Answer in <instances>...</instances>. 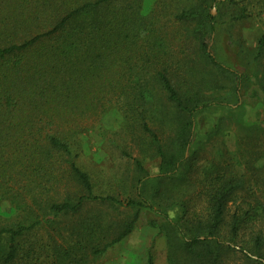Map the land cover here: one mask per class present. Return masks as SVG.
<instances>
[{"label":"trees","instance_id":"obj_1","mask_svg":"<svg viewBox=\"0 0 264 264\" xmlns=\"http://www.w3.org/2000/svg\"><path fill=\"white\" fill-rule=\"evenodd\" d=\"M189 1L175 19L191 27L190 46L167 48L136 2L0 0V199L16 217L0 226V264H94L133 232L142 210L151 228L166 233L169 264H226L225 257L238 252L246 264H259L252 255L259 238L250 250L236 246L262 206L238 207L230 234H222L230 205L247 190L240 162L226 160V152L209 160L200 178L189 181L187 174L199 169L200 152H190L202 119L216 117L203 134L208 141L226 110L264 104V73L255 75L247 100L249 76L219 61L212 48L218 23L210 9L223 1ZM263 52L264 39L257 55ZM179 65L191 79L184 86L170 72ZM114 110L151 141L161 167L151 176L136 160L144 176L137 197L126 202L135 215L120 224L111 219L109 234H94L107 222L98 207L123 202L95 193L72 142ZM167 120L176 126L165 139L152 123ZM194 198H204L205 210H195ZM68 216L71 234L43 241L29 234Z\"/></svg>","mask_w":264,"mask_h":264},{"label":"rangeland","instance_id":"obj_2","mask_svg":"<svg viewBox=\"0 0 264 264\" xmlns=\"http://www.w3.org/2000/svg\"><path fill=\"white\" fill-rule=\"evenodd\" d=\"M222 1V4L210 9L218 23L212 48L219 61L249 76L251 83L245 91L249 100L250 90L257 86L255 75L264 73V52L260 56L257 55L259 41L264 39V0ZM120 2H136L142 6L143 15L162 36L159 39L160 44L167 48L178 45L184 48L190 46L191 27L182 25L175 19V15L190 4L189 0H120ZM243 12H247L249 16L237 19L236 17ZM170 72L180 86L191 81L183 72L182 65L174 66ZM208 78L212 77L206 76V79ZM222 115L225 121L220 131L208 141L203 134L215 124L216 117L211 121L202 119L201 134L190 152L191 154L197 150L200 152L197 163L199 169L197 172L190 171L187 179L194 181L200 178L201 171L208 161L213 158L220 159L226 152L229 154L226 160L229 159L236 164L240 162L237 169L240 167L242 171L240 172L244 173L248 181L247 190L240 193L230 205L222 234H230L231 214L238 207L246 211L248 205L262 206L255 216L249 217L246 221L244 229L242 228L239 233L236 249L250 250L251 242L259 238V250L257 253L252 252V255L259 259V264H264V104L226 110ZM175 126V122L170 120L163 124L152 123V127L163 132L162 136L165 139L171 135V130ZM72 143L74 153L78 154L77 164L89 174L95 193L103 197L114 196L123 202V205L117 207L108 204L98 207L108 214L104 216L107 222H103V229L101 226L94 234H107L105 227L109 226L111 219L120 224L136 213V210L126 207V202L130 198L137 197V183L144 176L137 168L136 160L142 163L147 174L156 176L160 171L161 159L151 141L137 127L128 125L122 114L116 110L106 114L94 128L76 135ZM189 194L195 196L193 192ZM189 197L185 198L189 200ZM195 200L194 203L197 205L195 210L201 212L205 210L204 198ZM14 212L15 209L9 201L0 199V226L15 220ZM170 215L175 216L177 212L170 211ZM72 219L71 216L58 218L52 223L35 228L29 234H37L34 236L35 241L47 240L49 234H71L68 229L72 226L70 221ZM225 258L226 264L247 262L244 254L240 252L236 255H227ZM94 264H169L167 235L151 228L147 224L146 213L142 210L133 232L97 258Z\"/></svg>","mask_w":264,"mask_h":264}]
</instances>
